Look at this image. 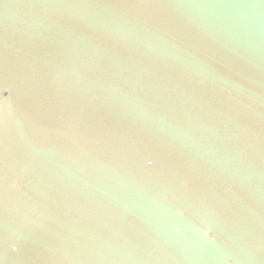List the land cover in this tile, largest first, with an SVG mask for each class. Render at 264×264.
<instances>
[{
  "label": "water",
  "instance_id": "obj_1",
  "mask_svg": "<svg viewBox=\"0 0 264 264\" xmlns=\"http://www.w3.org/2000/svg\"><path fill=\"white\" fill-rule=\"evenodd\" d=\"M0 264H264V0H0Z\"/></svg>",
  "mask_w": 264,
  "mask_h": 264
},
{
  "label": "snow or ice",
  "instance_id": "obj_2",
  "mask_svg": "<svg viewBox=\"0 0 264 264\" xmlns=\"http://www.w3.org/2000/svg\"><path fill=\"white\" fill-rule=\"evenodd\" d=\"M165 199H170V197H165ZM213 241H215L216 240V237H215V239H212Z\"/></svg>",
  "mask_w": 264,
  "mask_h": 264
},
{
  "label": "clouds",
  "instance_id": "obj_3",
  "mask_svg": "<svg viewBox=\"0 0 264 264\" xmlns=\"http://www.w3.org/2000/svg\"><path fill=\"white\" fill-rule=\"evenodd\" d=\"M210 235H211V234H210ZM212 238H213V239H215V236H214V235H212Z\"/></svg>",
  "mask_w": 264,
  "mask_h": 264
}]
</instances>
